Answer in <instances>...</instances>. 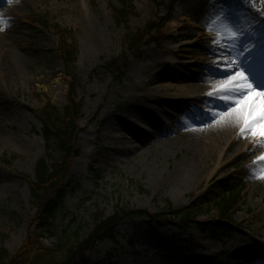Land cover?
Wrapping results in <instances>:
<instances>
[{
	"label": "rangeland",
	"instance_id": "rangeland-1",
	"mask_svg": "<svg viewBox=\"0 0 264 264\" xmlns=\"http://www.w3.org/2000/svg\"><path fill=\"white\" fill-rule=\"evenodd\" d=\"M160 4L163 6L159 7ZM167 4L168 0H29L17 5L13 0L7 5V14L18 15L23 32L16 39L11 37L13 31L1 25L0 40L5 38L14 49L24 50V75L16 79H4L6 65L0 60V237L11 254L22 247L35 217L26 179L33 180L37 164L47 158L41 115L48 105L63 111L68 104L70 80L57 54L59 28L69 32L70 42L78 48L71 74L76 78L77 97L83 110L77 139L79 155L63 195L57 199L61 209L53 229L44 235L45 247L52 250L55 258L62 259L61 246L65 250L76 230L81 227L80 235L88 236L94 229L95 215L112 216L121 202L131 211H148L159 218L151 225L142 219L120 223L115 227L114 241L99 243L78 264H264V160L260 159L264 149L253 151V147L247 153L246 141L241 146L236 144L220 166L216 150L209 154L202 170L159 186L158 182L163 183L165 174H171L176 165L190 164L188 138L176 133L166 150L143 148L132 156L99 144L111 133L109 127L114 118L110 113L127 116L156 137L161 131L157 126L160 122L174 128L178 120L189 126L185 113L187 109L193 110L191 104L154 110L162 102L141 97L146 94L142 84L155 73L159 48H185L189 43L198 45L195 48L201 52L206 47L199 42L207 44L209 34L200 32V23L211 20V24L225 32L227 25L236 27L245 14L254 11L264 17V0H177L173 21L165 31L153 43L146 42L136 52L127 54V38L144 32L157 12L165 15ZM121 11L128 12L126 19L118 14ZM88 17L101 25L104 33V43L95 53L84 29ZM164 36L174 40L168 41ZM186 37L193 39L183 41ZM255 43L250 42L246 50ZM114 59L123 60L121 77L104 69ZM192 67L193 70L185 71L188 75L201 74L202 64ZM126 96L135 99L137 109L128 107ZM194 104L201 107L202 116L212 110L202 102ZM139 107L146 108L148 113ZM149 113L156 117L151 118ZM144 134H133L120 127L114 135L126 140L116 147L140 145L138 139ZM225 144L220 151L226 152ZM238 151L239 155L235 153ZM210 176L212 179L207 181ZM229 177L236 189L243 187L244 200L234 217L232 234H226L222 242L212 240L195 227L184 228L170 214L168 204L171 211L212 206L222 194L218 182ZM214 215H205L203 220ZM237 248L244 253L233 255Z\"/></svg>",
	"mask_w": 264,
	"mask_h": 264
},
{
	"label": "bare ground",
	"instance_id": "bare-ground-1",
	"mask_svg": "<svg viewBox=\"0 0 264 264\" xmlns=\"http://www.w3.org/2000/svg\"><path fill=\"white\" fill-rule=\"evenodd\" d=\"M27 1L29 0H16V3L20 5ZM12 2L13 0L11 2L0 0V17L7 21L4 27L6 26L13 31L11 37L17 39V35L23 31L18 15L7 14V5ZM199 27L200 32L209 34L207 44L199 42V45L205 46L206 49L200 52L196 49L199 47L198 45L196 47L189 43L186 44L185 48L181 46L158 47L161 53L156 61L155 73L147 77L142 84L146 92L145 95H141L142 98L148 97L150 100L158 99L162 102L161 105L154 106V110L162 108L161 110L164 111L167 109L165 107L173 109L180 105L191 104L193 110L187 109L185 113L190 125H185V123L176 120L177 126L173 128L172 125L169 126L160 122V125L157 124V126L161 131L159 137H156L151 131L142 130V127L137 123L127 119V116L118 117L114 113H110V116L114 118L109 127L111 133L104 136V143H99L103 147L112 146L114 151L132 156L139 154L143 148L146 150L153 148L166 150L174 142L173 135L176 133L181 137L188 138L191 149V156L188 157L190 164L188 166L176 165L174 170L170 171L171 174H165L163 183L158 182L159 186L167 182L180 181L179 178L202 170L204 163L208 162L209 154H214L216 150L219 153L218 166H220L223 161H226L229 152L234 149L236 144L241 146L246 141L245 151L247 153L252 152L253 147V151L264 149V139L251 138L250 131H241L242 120L235 114L228 115L230 108L235 106L234 102L238 97L222 94V90L225 88H228L229 91H235L240 87L239 84L228 83L229 76L225 69L230 70L232 75H235L236 71L246 70L250 82L254 86L264 89V17L257 15L254 11L251 14H245L239 18L236 27L227 25L224 28L225 32L217 29L216 24H211V20L203 22V24L200 23ZM84 29L93 53L97 52L104 43L101 25L95 24L88 17L84 23ZM0 41H5L4 44H0V60L5 63L7 71L4 79L7 77L16 79L23 76L24 57L21 54L24 51L23 48L14 49L5 38ZM17 41L19 44L20 39ZM252 41L256 43L246 50L247 45ZM193 64L203 65L201 74L188 75L185 72L186 70H193ZM234 65H242V67L235 68ZM125 98L129 103V108H138L135 105V99L128 96ZM210 100L213 102L211 103ZM192 102H202L211 107L212 110L205 111L206 116H202L201 107ZM139 109L148 113L146 108L139 107ZM149 115L151 118L156 117L152 113ZM118 127H123L133 134L135 131L138 133L145 132L144 136L138 139L141 144L134 147L124 145L122 148L116 147L118 142L126 140L120 135H114L118 132ZM163 137H166L167 140H164ZM96 141L98 143L97 138ZM225 143L227 144L226 152L220 151ZM254 143L255 146H253ZM235 153L238 154L239 151ZM260 155L264 156V151ZM211 179L212 176L206 178L207 181ZM237 249L233 255L242 251L244 253L241 248Z\"/></svg>",
	"mask_w": 264,
	"mask_h": 264
},
{
	"label": "trees",
	"instance_id": "trees-1",
	"mask_svg": "<svg viewBox=\"0 0 264 264\" xmlns=\"http://www.w3.org/2000/svg\"><path fill=\"white\" fill-rule=\"evenodd\" d=\"M176 3L177 0H168L165 16L158 13L156 18L149 22L144 32L127 38L125 44L127 54L136 52L146 42L153 43L157 36L163 33L167 24L173 19ZM162 6V4L159 5V7ZM118 14L122 19L128 16L127 11H121ZM56 32L60 38L57 54L62 62L65 75L70 80L68 104L63 111L48 105L46 107L48 110L41 115L47 158L37 164L35 178L26 179L31 189V208L35 212V217L29 224L27 238L17 253L11 254L4 248L0 237V264H78L99 243L106 240L114 241L115 227L120 223L129 219H142L151 225L159 218V215H152L148 211H131L120 202L112 216L106 217L103 213L95 215L94 229L88 236L80 235L81 227L76 230L74 235L69 237L65 250L61 246L60 250L64 251L62 259L55 258L52 250L47 249L43 244L44 235L53 229L55 219L61 209V204L57 199L62 197L74 160L79 155L77 139L80 131L79 120L83 110V104L77 97L76 78L71 74L77 63L78 48L76 44L70 42L69 32L59 28ZM165 38L173 39V37ZM123 66V60L114 59L107 62L104 69L110 71L115 77H121ZM4 162L9 165L7 160ZM219 185L222 188V194L208 208L171 211L172 206L168 204V209L174 219L184 228L195 227L212 240L222 242L226 234H232L231 223L243 203L244 189L242 186L236 189L232 184V178L220 181ZM212 213H215L212 218L203 220L205 215L210 216Z\"/></svg>",
	"mask_w": 264,
	"mask_h": 264
},
{
	"label": "snow or ice",
	"instance_id": "snow-or-ice-1",
	"mask_svg": "<svg viewBox=\"0 0 264 264\" xmlns=\"http://www.w3.org/2000/svg\"><path fill=\"white\" fill-rule=\"evenodd\" d=\"M6 23L7 21L0 17V25ZM0 30L3 29L0 28ZM234 67L241 68L242 65H234ZM225 71L229 76V84L240 85L235 91H229L228 88L222 90L223 95H235L238 97L234 102L235 106L230 108L228 115L235 114L242 120V132L250 131L253 137L264 139V89L254 86L250 82L246 70L236 71L235 75H232L228 69H225ZM260 159L264 160V156H261ZM261 178H264V176Z\"/></svg>",
	"mask_w": 264,
	"mask_h": 264
}]
</instances>
